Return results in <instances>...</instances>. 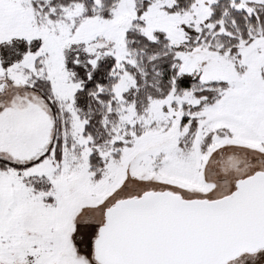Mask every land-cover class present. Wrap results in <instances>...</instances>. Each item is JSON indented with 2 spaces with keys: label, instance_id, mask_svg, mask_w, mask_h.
Returning <instances> with one entry per match:
<instances>
[{
  "label": "snow or ice",
  "instance_id": "6c2138e0",
  "mask_svg": "<svg viewBox=\"0 0 264 264\" xmlns=\"http://www.w3.org/2000/svg\"><path fill=\"white\" fill-rule=\"evenodd\" d=\"M0 264H264V0H0Z\"/></svg>",
  "mask_w": 264,
  "mask_h": 264
}]
</instances>
